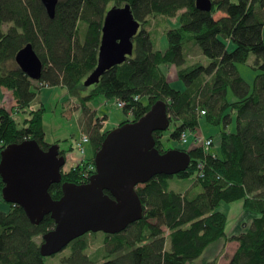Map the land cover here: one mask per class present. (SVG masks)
<instances>
[{
  "label": "trees",
  "instance_id": "16d2710c",
  "mask_svg": "<svg viewBox=\"0 0 264 264\" xmlns=\"http://www.w3.org/2000/svg\"><path fill=\"white\" fill-rule=\"evenodd\" d=\"M211 2L212 8L206 12L196 8L195 0H58L51 19L39 0H0V89L10 92L14 110L30 106L36 97L32 88L62 86L77 98L86 120L92 156L62 170L60 183L48 189L52 199L60 198L62 183H85L94 172V154L110 130L100 131L105 118L94 119V112L85 106L92 98L122 101L121 110L129 120L119 125L137 121L156 101L164 102L173 123L172 140L179 141L185 131L201 130V122L222 126L213 154L200 147L175 148L190 157L186 171L155 176L137 186L142 218L116 234L101 233L100 262L86 253L87 235L96 234L87 233L67 245L62 263L193 264L210 245L234 240L238 247L228 264H264V0ZM127 4L140 24L132 55L84 86L97 65L106 12ZM217 13L220 16L214 18ZM157 16L178 22L177 28L165 32L164 50L153 49L147 30L149 17ZM26 44L42 62L37 81L14 64L15 54ZM191 47L199 59L188 64ZM249 55L254 56L257 70L251 86L236 70ZM171 68L183 89L168 82ZM42 114V106L30 111L18 128L9 111L1 107L0 150L26 140H34L46 150L51 144L44 141ZM233 122L235 131L230 132ZM162 136L163 132L153 133L160 153L165 151ZM205 138L212 147L213 137ZM59 152L64 156V151ZM198 164L203 167L199 169ZM191 176L188 188L175 191L169 187L168 180ZM2 187L0 181V190ZM237 202L254 217L246 232L226 238L227 215L218 207ZM8 205L7 211L0 210V264H44L45 257L39 253L41 236L53 229V220L46 215L34 225L21 207Z\"/></svg>",
  "mask_w": 264,
  "mask_h": 264
},
{
  "label": "water",
  "instance_id": "95a60500",
  "mask_svg": "<svg viewBox=\"0 0 264 264\" xmlns=\"http://www.w3.org/2000/svg\"><path fill=\"white\" fill-rule=\"evenodd\" d=\"M39 1L52 19L58 0ZM195 6L208 12L212 2L195 0ZM139 28L128 4L113 6L106 12L97 65L84 86L95 83L104 71L132 55L133 37ZM14 62L30 80L40 79L42 62L30 44L15 54ZM169 123L165 103L156 101L137 121L110 130L94 154V172L85 183H62L61 196L56 200L48 189L60 183L65 164L57 144L43 150L34 140H26L0 151L2 200L21 207L31 224H39L46 215L54 222L53 229L41 236V257L60 253L86 233L113 235L142 218L137 186L155 176L186 171L190 164L185 151L170 149L160 153L155 148L153 133L166 131Z\"/></svg>",
  "mask_w": 264,
  "mask_h": 264
},
{
  "label": "rangeland",
  "instance_id": "374dc122",
  "mask_svg": "<svg viewBox=\"0 0 264 264\" xmlns=\"http://www.w3.org/2000/svg\"><path fill=\"white\" fill-rule=\"evenodd\" d=\"M220 15L219 13L214 15V18H218ZM178 22L175 18H164L161 16L157 17H149V24L147 27V30L150 33V40L153 45L154 50H164L166 48V36L165 32L168 29L177 28ZM262 38L264 42V29L262 31ZM229 48V51L232 50ZM197 50L194 49V47H191L190 56L188 58V64H191L199 59L197 57ZM202 62H207L206 59ZM15 64V63H14ZM16 65V64H15ZM165 68V67H163ZM236 70L239 74V76L246 82L248 85H252L253 77L257 73V70L254 69V56L249 55L246 63L244 64H237ZM167 80L170 83V85L175 89H183L184 85L181 81H178L175 69L172 68L167 70ZM33 91L36 93L35 99L31 102L30 106L24 108V109H18L17 112L15 109L14 99L10 92L5 90L4 88L0 89V108H6L9 113L11 114V117L13 115V119L15 120L18 128H21L23 126V121L29 117V112L32 110H36L42 106L43 108V114H42V128L44 131V141L49 144H57L60 146L61 151L62 150H68L69 145L71 143V139H78L80 133L87 134L85 130V117H83V110L81 108V105L77 98H73L69 96L66 89L62 86H40L38 85V89L32 88ZM228 99L231 98V95L228 94ZM85 106L88 108L93 107L96 109V113L94 110L90 108L91 111H93L94 119L101 115L108 116L111 118V116L115 113L121 114L123 117L124 122L129 120V116L125 115L121 109L117 108L115 106V100L114 99H104L102 97H95L92 98L90 101L85 103ZM101 107V108H100ZM77 113V116L75 115ZM105 121V119L103 120ZM104 124H101L100 131H109L111 130L113 126L110 125L109 127L105 126ZM173 128V123H170L168 129L166 131H163L162 136V144H163V150L167 151L170 149H183V148H189L191 146L192 142V135L187 134L188 142L186 144H182L180 139L172 140L169 138V134ZM201 130H196L199 134L203 135H209L213 137V146L209 149L208 153L214 152V150L218 147V140L217 135L218 132L222 129V126L220 127H209L205 123L201 122ZM80 130V132H79ZM230 132L235 131V124L234 122L230 125L229 129ZM85 153L84 157L90 158L92 156L91 147L89 144H86L85 146ZM79 155V154H78ZM80 156V155H79ZM67 163L63 166V170L66 169ZM169 181V187L175 191H182L186 188H188L192 182H193V176L187 178V179H178L174 181L173 179L168 180ZM240 205L239 202L234 203L232 205H228L225 203H221L218 207V210L221 212L227 213V216L229 217L230 210L237 209V206ZM9 208V205L5 203L1 198V190H0V210L7 211ZM230 209L229 211H227ZM251 216V215H250ZM230 218V217H229ZM232 219H236L235 217H231ZM87 234V233H86ZM88 248L86 250L87 255L91 259H94L96 262L101 261V255H103L102 247H103V240L104 237L101 234V232H97L95 235H87L86 237ZM68 252V246H66L63 251H61L59 254L45 257L44 264H64L60 261V257L64 253ZM61 254V255H60Z\"/></svg>",
  "mask_w": 264,
  "mask_h": 264
},
{
  "label": "crops",
  "instance_id": "0c3cea01",
  "mask_svg": "<svg viewBox=\"0 0 264 264\" xmlns=\"http://www.w3.org/2000/svg\"><path fill=\"white\" fill-rule=\"evenodd\" d=\"M92 110L95 111L93 107H90ZM101 108V107H100ZM77 116V113L75 114ZM97 118L104 117L105 123L104 126L109 127L112 125L113 127L110 129L116 128L120 123L124 122L123 117L121 114L115 113L114 116L112 115L111 118L108 116H100ZM80 132V130H79ZM59 151H61L60 146L58 145ZM64 151V158H65V164L67 163L66 169H69L77 164H79L81 157L78 155L75 149H73V139H71V143L69 145L68 150H62ZM64 164V165H65ZM63 169V168H62ZM237 206V209H228L227 211H231L229 214V217L227 216V222L225 226V234L226 238L237 236L241 233L246 232L248 227L251 224V221L254 217L251 213L243 211L241 203ZM227 215V213H226ZM251 215V216H250ZM236 219H232L231 217H235ZM238 247V243L234 240L228 241H218L212 245H210L199 258L193 261V264H203L205 261H215V264H228L230 258L234 254L235 250Z\"/></svg>",
  "mask_w": 264,
  "mask_h": 264
},
{
  "label": "built area",
  "instance_id": "2783aa9c",
  "mask_svg": "<svg viewBox=\"0 0 264 264\" xmlns=\"http://www.w3.org/2000/svg\"><path fill=\"white\" fill-rule=\"evenodd\" d=\"M115 106L121 109L124 104L120 100H115ZM17 112V110H16ZM104 124L105 121H102L101 124ZM192 135V142L190 147H200L203 148L205 152H208L211 147V140L206 139L203 135L199 134L197 131H185L180 135V141L184 144L188 142L187 134ZM88 143V136L85 134L80 133L78 139H73V147L76 152L80 155L81 159L84 157L85 153V145ZM203 166L198 164V168L201 169Z\"/></svg>",
  "mask_w": 264,
  "mask_h": 264
}]
</instances>
